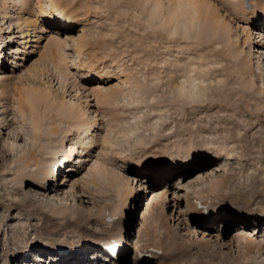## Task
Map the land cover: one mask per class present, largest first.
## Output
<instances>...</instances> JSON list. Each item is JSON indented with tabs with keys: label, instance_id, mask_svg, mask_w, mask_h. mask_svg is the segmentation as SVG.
Segmentation results:
<instances>
[{
	"label": "rangeland",
	"instance_id": "obj_1",
	"mask_svg": "<svg viewBox=\"0 0 264 264\" xmlns=\"http://www.w3.org/2000/svg\"><path fill=\"white\" fill-rule=\"evenodd\" d=\"M54 1L28 0L19 12L29 19L23 38L18 28L9 31L0 9V86L7 87L0 102V264H264V44L257 32L264 31V0H197L228 23L229 40L218 45L205 28L195 38L168 36L147 21L142 0ZM4 4L12 9L10 0ZM81 34L86 43L78 55ZM49 36L62 53L59 72L41 48ZM190 65L201 66L191 76L201 94L176 97ZM20 88L46 93L32 114L41 120L37 134L31 112L16 107ZM89 90L119 96L103 103ZM63 96L97 116L86 136L96 142L85 154L77 145L59 178L40 190L30 175L49 168L58 138L77 135L55 110ZM121 129L134 133L122 137ZM103 136L106 144L98 141ZM29 154L38 162L23 169L20 159ZM94 162L125 179L126 204L95 178ZM112 225L121 233L114 257L98 244ZM243 226L256 228L259 240L237 258L233 237Z\"/></svg>",
	"mask_w": 264,
	"mask_h": 264
},
{
	"label": "bare ground",
	"instance_id": "obj_2",
	"mask_svg": "<svg viewBox=\"0 0 264 264\" xmlns=\"http://www.w3.org/2000/svg\"><path fill=\"white\" fill-rule=\"evenodd\" d=\"M49 1H50L49 2L50 7H52V5H54V4H56L54 0H49ZM27 2H28V0H10L11 8L14 10V12L11 11L12 9L9 11L7 10L8 7L4 4V0H3L2 4L0 5L1 13L4 16L3 20L5 21L4 18L9 20V25H8L9 31L13 30L14 27L18 28V30L20 32V38L21 37L23 38L22 35L24 33H23L22 28H24V26H26L28 24L29 19H25L24 17L19 15V12L25 7ZM142 4L147 6V9H146L147 21L151 22V23H153V22L157 23L160 26V28L162 29V31H164L168 36L183 34L187 38L188 37L189 38H195V37H198L201 34L202 30L205 28L204 30L206 31L207 35L211 39H216L215 44L218 45L220 43L226 42V40H229V27L227 26L228 23L225 21H222V18H220L217 11H215L208 2L197 1V0H142ZM53 13H56V12H53ZM53 13L46 12L45 17L48 20H52L53 18H55L52 15ZM62 17H64V16H62ZM13 18L15 20L12 21ZM248 18L254 19L255 17L248 16ZM223 20H224V18H223ZM5 24H6V22H5ZM262 30L257 31L259 38L262 37L260 40V44H262V43L264 44V36L262 35V32H264V31H262ZM76 38L77 39L75 40V47L77 49V54L79 55L81 52V48L85 45L86 41H85V37L83 36V34L79 35ZM3 41H4V39L1 36V29H0V55H2L1 51H3V48H4ZM247 41H248V35L244 39V43ZM53 42L54 41H52L51 36H49L48 38L45 39V43L43 44V46L41 48L43 51H45L47 53L46 54L47 57L50 56V58L48 57L46 59H47L48 63H50L53 70L54 71L56 70L57 72H59V66H60L59 63L63 61V57H62V53H61L59 45L55 42H54V45H52ZM17 51H19V50H17ZM43 51H40V52H43ZM237 54H239V53L237 52L236 55ZM22 59H24V58L22 57ZM49 59H50V61H49ZM82 65L83 64L81 63L79 65V67L82 68ZM243 65H244V63H243ZM106 66L103 67L102 70L106 69ZM190 66H191V68H188L187 70L185 69L186 71L184 70L186 78L183 79L179 83L178 87L176 88L177 89V96L176 97L183 98V99H185V98L190 99L194 96H197L200 93V91H202L201 88H199L196 84H194V81H196L197 78L191 77L193 73L202 72V70L199 69V67H201V66H197V67L194 65H190ZM109 69H110V67H109ZM91 71H92V69H91ZM31 72L33 73L32 69L30 71V74H32ZM92 75H93V72L88 71V73L85 76L90 77ZM249 76H252V73H250ZM1 82L2 81L0 80V84H1ZM3 82L5 83L4 80H3ZM122 82H126V81L122 80ZM186 85H188V86H186ZM3 86L4 85L0 86V102L5 100L4 96L6 94L7 87L6 86L3 87ZM39 90L33 89V88L32 89L20 88L17 90L16 98H15L16 107H17L19 112L22 113L24 107L27 108V110L29 112H31L30 114H31V118L33 120L32 123L34 126L33 130H35V134L38 133V131H39L38 129L40 126L39 127L37 126V125H39L37 123L39 121L36 122V120L32 117V114L35 113V111L37 110V108L39 106H41V105L43 106L44 104H46L45 102L47 99L45 97L46 93L44 94V93L40 92ZM90 94L93 97H99L100 98L99 100H102L103 103H105V102L108 103L110 101L113 102L117 99V96H119V94L117 95V93H115L114 91H107V90L104 92L90 91ZM43 101H45V102L43 103ZM54 107H55V110L57 111V113L59 114V118H61L62 120H66L67 122H69L70 126L76 128L77 135L72 137L71 139H69V142H65V138H64L65 136L58 138L54 143L55 145L53 144V146H51V149H49L50 154L53 157L49 168H47V169L41 168V170L37 171L36 173L33 172L30 175L31 177H33L36 180V183L38 185L37 187L40 190H47V188L49 186L47 184V181L51 180V179L55 180L56 177H58L57 176V175H59V174H57L58 170L62 169L64 167L65 163L68 162L71 158H73V155L76 151L77 145L81 146V152L80 153L85 154L86 152H89V149L96 142L94 137H91L88 140L86 139V136L90 132H93L95 130V127L97 125V119H96L97 116L96 115H94V116L87 115V113L85 111L81 110L80 106H78L71 99L65 100L64 96L58 98V103H55ZM40 122H41V120H40ZM133 133H134L133 129H121V130H119L118 135H120L122 137H128L129 135H132ZM98 141H100V143L106 144L108 142V139H106L105 136H103ZM142 143H143L142 140L137 141V144H139V145ZM30 160L33 162H38V160L36 159L34 154H29L27 157L24 156V158L20 159L21 163L23 164V166H22L23 169L26 168L25 166L28 164V162ZM139 161H140L139 159L132 158V162H134V164H136V165L140 164ZM96 162L93 163V167H92L95 169V178L97 177L98 180H99V178L104 180L108 185H110L112 188H114L118 203L121 204V206H122V204H126L125 202H127V198L130 195L131 191L129 188H127V186H126L127 183H125V181H124L125 179L120 177V176H117L113 171L108 170L101 165L97 166ZM90 169H91V167H90ZM159 176H161V174ZM159 176H157V178ZM95 178L93 181L97 180ZM120 178H122V180ZM159 182H161V181H157L155 185H158ZM160 190L161 189H158V188L152 190L150 196L151 197L153 196L152 198H156L157 193H159V195H160V192H161ZM154 196H156V197H154ZM153 200L154 199H152L150 202H152ZM150 202L148 204H150ZM148 204H146L144 206H147V209L149 210ZM107 208H102V212L103 213L105 212V214L112 219L118 218L116 211L112 210V208L111 209H107ZM147 209L144 208V210L148 211ZM54 211H56V213H60L63 210L58 209V211L57 210H54ZM74 215L75 214L73 213L70 216L74 217ZM118 228L119 227L117 225H112L103 234L104 238H106L105 241L112 246L115 245V241H113V240L115 239L116 243H117L118 238L121 236V233H120V231H118ZM257 231L258 230L254 227L243 226L240 230H238V232H236V234L233 237V240H234V252L233 253L236 256H238L237 258H239V257L242 258L244 256H247V254H249L251 248H254L253 246H257V244H255V243L258 242L259 239L262 241H261V243L258 244V246L264 249L263 238L262 239L256 238V236L260 233L259 231L258 232ZM106 236H109V237H106ZM49 239H50V241L54 242L52 244H54L56 246L60 245V244L57 245V243H55V242H59L58 239H52V238H49ZM81 239L83 242L84 241L88 242V240H86V239H84V240H83V238H81ZM30 247H32V246H30ZM60 247H63V246H60ZM169 248L170 249H168L166 251L169 252V255H170V253L173 255L175 250H176L175 247H169ZM25 249L26 248H23V250H25ZM158 250H159V248H158ZM18 252H16V255H19ZM167 252H165V253L167 254ZM21 253L22 252H20V254ZM172 255H170V256H172ZM232 258L236 259V257H234V256H232ZM232 258H229V259L231 260ZM211 261H209V262H211ZM199 263H201V261H199Z\"/></svg>",
	"mask_w": 264,
	"mask_h": 264
}]
</instances>
